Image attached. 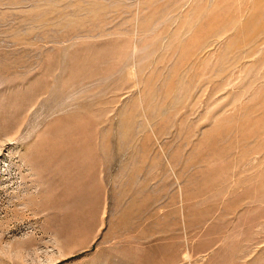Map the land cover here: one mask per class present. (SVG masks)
Here are the masks:
<instances>
[{"label": "rangeland", "instance_id": "374dc122", "mask_svg": "<svg viewBox=\"0 0 264 264\" xmlns=\"http://www.w3.org/2000/svg\"><path fill=\"white\" fill-rule=\"evenodd\" d=\"M0 264H264V0H0Z\"/></svg>", "mask_w": 264, "mask_h": 264}]
</instances>
